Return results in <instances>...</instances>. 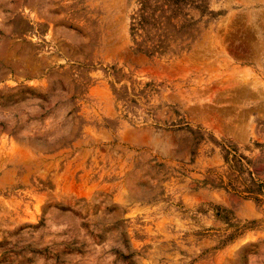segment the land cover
Instances as JSON below:
<instances>
[{
    "label": "rangeland",
    "instance_id": "rangeland-1",
    "mask_svg": "<svg viewBox=\"0 0 264 264\" xmlns=\"http://www.w3.org/2000/svg\"><path fill=\"white\" fill-rule=\"evenodd\" d=\"M0 264H264V0H0Z\"/></svg>",
    "mask_w": 264,
    "mask_h": 264
}]
</instances>
